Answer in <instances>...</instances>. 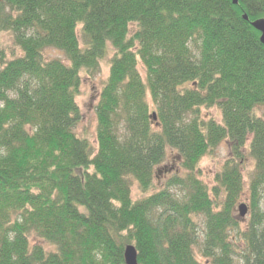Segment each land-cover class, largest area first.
<instances>
[{
  "label": "trees",
  "instance_id": "trees-1",
  "mask_svg": "<svg viewBox=\"0 0 264 264\" xmlns=\"http://www.w3.org/2000/svg\"><path fill=\"white\" fill-rule=\"evenodd\" d=\"M258 19L264 0L1 1L0 33L21 53L0 48V264H126L128 244L139 264H201L198 246L213 264H264ZM49 48L70 63L48 59ZM110 48L95 150L75 131L76 99L82 72L94 75ZM223 141L230 155L209 187L199 164ZM169 149L181 172L152 192ZM134 183L147 195L133 198Z\"/></svg>",
  "mask_w": 264,
  "mask_h": 264
},
{
  "label": "rangeland",
  "instance_id": "rangeland-1",
  "mask_svg": "<svg viewBox=\"0 0 264 264\" xmlns=\"http://www.w3.org/2000/svg\"><path fill=\"white\" fill-rule=\"evenodd\" d=\"M79 37L83 44L84 37L79 30ZM0 48L3 49L9 58H12L14 54L21 53L20 49L15 45L13 35L10 32H1L0 33ZM45 56L48 59L59 58L65 63L69 64V60L66 57L65 53L62 50L56 48H49L45 52ZM113 57L112 48L109 49L108 53L102 59L100 64V69L94 74L89 76L86 72H82L81 75V86L80 91L77 95V103L81 110V119L78 121L75 126L76 133L81 137H87L90 139L91 143L95 150L98 148L97 142V130H98V117L96 112V106L98 104L100 94L102 89L109 77L110 74V65L111 59ZM141 72L143 75H146V69L142 65L140 66ZM202 116L207 118L214 117L217 121L221 122L222 115L217 108H202ZM258 115L264 117V104H261L257 107ZM230 155V146L227 141H223L213 154L205 156L199 164L198 175L209 187L213 186L214 178L218 171H220L225 164L226 160ZM181 159L178 156L177 152L169 149L167 153V158L164 163L159 166V169H162V172L159 178L156 179V188L152 191H158L165 188L166 182L176 173L181 172ZM255 169V160L250 156L249 151H245V159L242 164V171L245 179V186L242 192L240 201L236 207V217L241 222L243 226L247 224L250 215V193H249V181L251 174ZM183 173V172H182ZM175 192L180 194L178 189H175ZM147 194H144L139 188L137 183L133 184L132 187V196L135 199L143 198ZM246 203L249 207V212L246 217H241L239 213V205ZM198 223L200 225V233L202 234L203 229V220L199 218ZM197 258L201 264H213L210 259L205 257L200 250V247L195 248ZM234 264H242L238 258L235 259Z\"/></svg>",
  "mask_w": 264,
  "mask_h": 264
},
{
  "label": "water",
  "instance_id": "water-1",
  "mask_svg": "<svg viewBox=\"0 0 264 264\" xmlns=\"http://www.w3.org/2000/svg\"><path fill=\"white\" fill-rule=\"evenodd\" d=\"M4 1V0H0ZM235 4L239 3V0H233ZM244 19L249 20V16L247 14L244 15ZM252 26L261 32L260 40L264 44V19H258L252 22ZM156 118V115H154ZM239 213L241 217H246L249 212V207L246 203H242L239 205ZM125 263L126 264H139L138 261V250L134 244H128L125 247Z\"/></svg>",
  "mask_w": 264,
  "mask_h": 264
}]
</instances>
